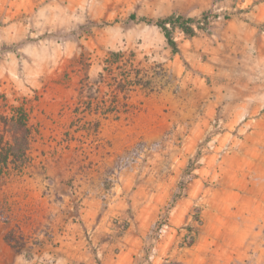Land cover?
Segmentation results:
<instances>
[{"label": "rangeland", "instance_id": "obj_1", "mask_svg": "<svg viewBox=\"0 0 264 264\" xmlns=\"http://www.w3.org/2000/svg\"><path fill=\"white\" fill-rule=\"evenodd\" d=\"M263 2L0 0V113L35 130L0 180V264H264ZM170 15L196 21L176 49L141 21ZM112 52L151 91L75 114Z\"/></svg>", "mask_w": 264, "mask_h": 264}, {"label": "trees", "instance_id": "obj_2", "mask_svg": "<svg viewBox=\"0 0 264 264\" xmlns=\"http://www.w3.org/2000/svg\"><path fill=\"white\" fill-rule=\"evenodd\" d=\"M130 19L134 20V16H130ZM141 21L157 26L173 49H176V44L169 27L179 28L187 36L195 35L191 25L196 21L192 18L170 15L156 21L144 18ZM129 64L130 61L124 60L120 52L110 53L105 60L103 72L99 73L96 80L90 83L83 79L79 83L74 113L82 116L92 114L103 118L112 117L114 120L128 114L133 108L129 103L132 94L137 90L151 91V82L139 78V72L133 75L132 71L127 70ZM115 70L118 71L114 72ZM3 108L5 111L0 113V180L25 173L31 162L29 152L35 132L30 124L29 109L24 102L17 106L5 103Z\"/></svg>", "mask_w": 264, "mask_h": 264}, {"label": "crops", "instance_id": "obj_3", "mask_svg": "<svg viewBox=\"0 0 264 264\" xmlns=\"http://www.w3.org/2000/svg\"><path fill=\"white\" fill-rule=\"evenodd\" d=\"M257 10H259V11H261V10H264V2L263 3H261L260 5H258V6H256L255 7ZM29 112H30V110H29ZM32 143H33V141H32ZM32 143H31V147H32ZM30 152H31V149H30ZM30 152H29V156H30ZM32 160V159H31ZM30 167V166H29ZM28 169V168H27ZM26 171V170H25ZM21 176H24V174L23 175H21ZM20 176V177H21ZM15 177H19V176H11V177H9L8 179H6V182H9L10 180H12V179H14Z\"/></svg>", "mask_w": 264, "mask_h": 264}]
</instances>
